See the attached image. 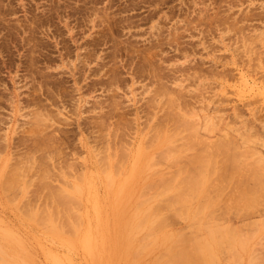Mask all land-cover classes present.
Masks as SVG:
<instances>
[{
    "label": "rangeland",
    "instance_id": "374dc122",
    "mask_svg": "<svg viewBox=\"0 0 264 264\" xmlns=\"http://www.w3.org/2000/svg\"><path fill=\"white\" fill-rule=\"evenodd\" d=\"M221 160L243 172L223 180ZM205 195L211 264H264V0H0L6 250L107 264L160 200L161 242L136 264H162L167 233L197 235L185 212Z\"/></svg>",
    "mask_w": 264,
    "mask_h": 264
},
{
    "label": "bare ground",
    "instance_id": "6f19581e",
    "mask_svg": "<svg viewBox=\"0 0 264 264\" xmlns=\"http://www.w3.org/2000/svg\"><path fill=\"white\" fill-rule=\"evenodd\" d=\"M180 122L183 123V124H189V127H193V124L187 122L189 121V119L185 118L184 116H180ZM192 122V121H190ZM194 123V122H192ZM191 125V126H190ZM213 149V148H212ZM213 151V150H212ZM210 152V151H209ZM214 152V151H213ZM211 154V153H210ZM208 155V154H207ZM203 156V155H202ZM201 155L198 157L200 159V161L202 162L203 160V165L205 164V161L206 159H208L207 157H205L206 155L204 154V156L202 157ZM206 159H205V158ZM210 158V157H209ZM197 159V158H196ZM194 161H197L195 160L194 158ZM212 162V159L210 160ZM222 161V160H221ZM220 161V162H221ZM262 161V160H261ZM208 163V160L206 161ZM210 162V163H211ZM206 163V164H207ZM223 162L222 161V165H223ZM205 164V166H206ZM251 164V163H249ZM211 164H209L210 166ZM220 166L221 168H217L220 170V173L218 174V170H216L215 172L218 174H216V176H223L225 180V178H228L226 177V173L228 172V169H230V165L229 164H224V169L222 168L223 166ZM229 165V167H228ZM248 165V164H247ZM204 168H207V166ZM252 166V165H251ZM256 166V165H255ZM235 166H232L231 168H233ZM244 167V166H243ZM202 168V167H201ZM238 168V167H237ZM240 168V167H239ZM238 168V170H240ZM235 169V170H233ZM232 171H230L229 173H227V176L229 174L234 175V171H236V168H233ZM243 169V168H242ZM245 169V168H244ZM237 170V171H238ZM257 170H259V167L257 168ZM218 171V172H217ZM201 172V171H200ZM214 173V171H212ZM240 172H243V170L241 171H238V173ZM246 172V171H244ZM250 172V171H249ZM259 172V171H257ZM213 173H211L213 175ZM238 173L236 172L235 175H238ZM256 173V172H255ZM202 176H203V172L201 173ZM242 174V173H241ZM229 175V176H231ZM232 175V177H233ZM234 175V176H235ZM244 175V173H243ZM246 175V173H245ZM256 175V174H255ZM258 175V173H257ZM215 176V174H214ZM181 177H183L181 175ZM203 181H205V176H203ZM218 177V178H219ZM221 177V178H223ZM208 178V176H207ZM217 178V177H216ZM230 178V177H229ZM192 178L188 179L189 181L191 180ZM182 180V179H181ZM187 178L185 181H187ZM220 180V179H219ZM192 181H195V179H193ZM191 181V182H192ZM186 182V183H187ZM183 183H184V179H183ZM189 185L191 184L190 182H188ZM193 183V182H192ZM196 183V182H195ZM198 183V181H197ZM196 183V184H197ZM206 183V182H205ZM194 184V183H193ZM191 184V185H193ZM188 185V186H189ZM189 186L190 188H192L193 186ZM198 185V184H197ZM208 185H206L205 187H207ZM196 187V186H195ZM195 187H194V192H195ZM200 189H196V195H195V199H196V196H200L199 199H202L201 196H202V186H199ZM194 192L193 195H194ZM204 192V191H203ZM223 193V192H222ZM204 194V193H203ZM248 194V193H247ZM192 195V197H193ZM214 196V195H213ZM211 196V197H213ZM210 197V195H209ZM216 196L213 197V199L209 198L208 197L206 198V195H205V198L202 200V201H198L197 204H194L196 206H194V209L190 210V212L186 211L185 212V215H186V219H189V224L191 223V225H189L190 229L193 227V225H195V228H196V234L197 235H192V234H189V235H185V234H182V233H176L174 234L173 232L172 233H167V238L166 240L171 242V244L173 246H169L168 250L166 251L165 253V257L163 258L162 260V264H211L213 263V260L215 259V256H214V251L212 252L210 250V247L209 246H205V237L202 239L201 236L202 234L204 233L205 235V220L208 221L207 219V215L205 214L206 213V210L210 207V206H214L215 204H213V202L216 200V198H218V196L215 198ZM247 197V195H245V198ZM194 198V197H193ZM244 198V197H243ZM244 198V199H245ZM249 198V196H248ZM195 199H191V196H190V201L191 200H195ZM208 199V201H207ZM205 200V201H204ZM246 200V199H245ZM160 201V200H159ZM159 201H157V203L154 205L155 206H152L153 210H154V214L155 216H151L149 214V212L151 211V208L149 207L148 204H145L144 206L145 207H142V208H139L137 210H135V212H137L136 216L137 218L139 219V230L141 232H145L143 235H141L140 237H138V234L139 233H136V234H131L128 232V230L126 228H122L120 229V236L115 239V235H116V232L114 233V239L116 240H109L110 243H111V246H112V241L116 244V248H114L111 252L107 253L106 250H105V253L108 254L107 258H108V261H107V264H113V262L111 261L112 259H116L117 258V263L115 264H136V261H137V256L141 253H143L142 256L145 257V255H147L151 250L154 251L158 246H159V242L160 241V237L158 236V232L155 231V227L152 226V225H159V227H162V224H163V221H162V218L163 217L162 215H160L158 213V208L159 206L157 204H160ZM192 201V203H193ZM204 201V202H203ZM218 201V200H217ZM216 201V202H217ZM202 202V203H201ZM215 202V203H216ZM247 202V201H246ZM245 202V204H246ZM249 205L251 203V200L248 201ZM201 203V205H199ZM204 203L205 206H203L202 204ZM217 204V203H216ZM246 204V205H248ZM153 205V204H151ZM248 205V206H249ZM192 206V205H191ZM203 206V208H200V207ZM196 207V208H195ZM199 207V208H197ZM205 207V208H204ZM247 208V206H245ZM212 208V207H211ZM167 210H170L172 213L174 211L173 208H170V209H167ZM167 213H170L167 211ZM171 214V213H170ZM210 214V213H209ZM209 217V216H208ZM115 222V221H114ZM116 226V224H115ZM163 228V227H162ZM72 232L77 233L76 229L75 228H69ZM212 231H215V232H212ZM227 233H230L231 236L229 235H224L221 236L217 230H214L213 228L211 229H208V236L210 237L211 241H216L218 242L219 239H222V238H225V240H228V241H232L235 239H237L235 236H237V234L235 232L231 231L227 232ZM110 234V233H109ZM234 234V235H233ZM236 234V235H235ZM234 236V237H233ZM88 238V237H87ZM111 238V236L109 237ZM120 238H122L123 240H121ZM112 239V238H111ZM62 241H65V239H62ZM92 238L91 239H86L85 242H83L84 245H86L88 247V254L90 255H94V256H91L92 258H95L93 259L92 261H94V263L96 262L97 263V260L102 256V255H96L94 253V249H93V242H92ZM235 241V240H234ZM232 241V243L230 244V248L233 250L232 247V244L234 243H237V242H234ZM61 242V240H60ZM61 244V243H60ZM63 244V243H62ZM228 244V246H229ZM235 245V244H234ZM61 246V245H60ZM63 246V245H62ZM110 246V247H111ZM232 246V247H231ZM6 246L4 245V243H2V241H0V264H31L30 263V260H31V257H30V254L26 251H21V252H12L10 249H7L5 248ZM66 247H67V244H66ZM70 248V247H69ZM93 249V250H92ZM103 249V247H102ZM66 250V249H65ZM64 250V251H65ZM110 251V250H109ZM151 251V252H152ZM71 252V251H70ZM104 252V251H103ZM69 253V252H68ZM66 254V253H65ZM87 254V255H88ZM98 254V253H97ZM145 254V255H144ZM104 255V254H103ZM150 255V254H149ZM89 256V255H88ZM142 256H139V257H142ZM56 256H54L55 258ZM103 258V261L104 258L106 257V254H105V257L102 256ZM53 260H55L56 258H58V256ZM143 259V257L141 258V260ZM58 260V259H56ZM144 261V260H142ZM142 261H139V262H142ZM32 262V261H31ZM58 263V261H57ZM61 263H63L61 261ZM143 263V262H142ZM141 264V263H140ZM145 264V262L143 263Z\"/></svg>",
    "mask_w": 264,
    "mask_h": 264
}]
</instances>
